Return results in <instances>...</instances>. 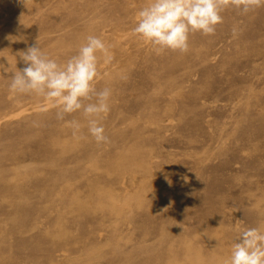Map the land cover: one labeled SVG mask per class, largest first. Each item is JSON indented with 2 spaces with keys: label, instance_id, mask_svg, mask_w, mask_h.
Masks as SVG:
<instances>
[{
  "label": "rangeland",
  "instance_id": "rangeland-1",
  "mask_svg": "<svg viewBox=\"0 0 264 264\" xmlns=\"http://www.w3.org/2000/svg\"><path fill=\"white\" fill-rule=\"evenodd\" d=\"M147 3L0 0L10 71L37 40L61 63L88 35L113 56L96 85L113 89L109 145L0 72V264H224L238 229L264 227V7L157 55L131 32Z\"/></svg>",
  "mask_w": 264,
  "mask_h": 264
},
{
  "label": "clouds",
  "instance_id": "clouds-1",
  "mask_svg": "<svg viewBox=\"0 0 264 264\" xmlns=\"http://www.w3.org/2000/svg\"><path fill=\"white\" fill-rule=\"evenodd\" d=\"M261 7L264 0H148L137 12L131 32L157 55L166 51L187 54L191 36L215 35L226 10L248 15ZM238 31L236 27L232 29L233 37ZM16 55L24 63L23 69L15 67L10 71L9 63L8 67L0 63V72L12 73L8 77L10 93L47 101L56 109V119L63 121L76 138L90 136L97 145L111 143L102 121L111 110L113 89L96 87L102 79L101 62L109 64L113 60L110 45L104 39L88 35L76 54L62 63L43 51L38 40ZM76 113L86 121L87 135L82 132L85 125L80 120L66 119ZM33 126L39 127V123L33 121ZM237 231L230 257L224 264H264V227Z\"/></svg>",
  "mask_w": 264,
  "mask_h": 264
},
{
  "label": "bare ground",
  "instance_id": "bare-ground-1",
  "mask_svg": "<svg viewBox=\"0 0 264 264\" xmlns=\"http://www.w3.org/2000/svg\"><path fill=\"white\" fill-rule=\"evenodd\" d=\"M170 78H171V77H170ZM45 105H46V104H45ZM45 105H44V108H45ZM35 108H36V107H35ZM39 108H42V106L39 107ZM21 113H22V111H21ZM14 114H15V113H14ZM9 115H11V114H9ZM9 115H8V116H9ZM94 160H95V159H94ZM121 184H122V183H121ZM123 187H124V186H123ZM103 198H104V197H103ZM71 200H72V199H71ZM82 200H83V199H82ZM62 205H63V204H62ZM86 205H87V204H86ZM81 207H82V206H81ZM110 208H111V207H110ZM114 209H115V208H114ZM129 211H130V210H129ZM97 212H98V211H97ZM69 216H70V215H69ZM235 216H236V215H235ZM261 226H262V225H260V227H261ZM57 228H58V227H57ZM56 231H57V230H56ZM69 231H70V230H69ZM70 232H71V231H70ZM200 233H201V232H200ZM47 234H48V233H47ZM62 234H63V233H62ZM212 234H213V233H212ZM49 235H50V234H49ZM49 235H48V236H49ZM194 236H195V235H194ZM45 239H46V238H45ZM188 242H190V241H188ZM197 247H198V246H197ZM209 247H210V246H209ZM185 248H186V247H185ZM211 248H212V247H211ZM189 249H190V247H189ZM195 249H196V248H195ZM213 249H214V248H212V250H213ZM192 250H193V249H192ZM197 250H198V248H197ZM190 251H191V250H190ZM210 251H211V250H210ZM128 252H129V251H128ZM196 252H197V251H196ZM199 252H200V251H199ZM214 252H215V251H214ZM211 253H212V251L210 252V254H211ZM215 253H216V252H215ZM193 254H196V253H193ZM184 255H185V254H184ZM197 255H198V254H196V257H197ZM37 256H38V255H37ZM210 256H211V255H210ZM215 256H217V254H216ZM221 256H222V255H221ZM221 256H220V257H221ZM191 257H193V256H191ZM200 257H201V256H200ZM212 257H213V255H212ZM212 257H210V258H212ZM215 258H216V257H215ZM218 258H219V256H218ZM218 258H217V259H218ZM208 259H209V258H208ZM191 260H192V259H191ZM193 260H194V259H193ZM198 260H200V259H198ZM198 260H197V261H198ZM174 261H175V260H174ZM185 261H186V259H185ZM187 261H188V260H187ZM187 261H186V262H187ZM197 261H196V262H197ZM218 261H219V260H217V262H218ZM220 261H221V260H220ZM181 262H182V261H181ZM196 262H195V263H196ZM199 262H200V261H199ZM212 262H213V261H212ZM215 262H216V261H215ZM222 262H223V260H222ZM173 263H174V262H173ZM193 263H194V261H193ZM200 263H201V262H200ZM200 263H199V264H200ZM190 264H191V263H190ZM196 264H198V262H197ZM201 264H202V263H201ZM204 264H205V263H204ZM212 264H213V263H212ZM216 264H220V263H216Z\"/></svg>",
  "mask_w": 264,
  "mask_h": 264
}]
</instances>
